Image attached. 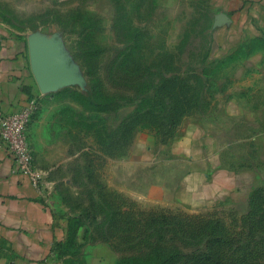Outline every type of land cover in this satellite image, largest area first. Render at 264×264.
Listing matches in <instances>:
<instances>
[{"label": "rangeland", "instance_id": "obj_1", "mask_svg": "<svg viewBox=\"0 0 264 264\" xmlns=\"http://www.w3.org/2000/svg\"><path fill=\"white\" fill-rule=\"evenodd\" d=\"M223 1L0 0V27L58 79L49 88L35 68L49 88L35 167L57 219L53 264H264V195L207 212L147 197L146 146L221 101Z\"/></svg>", "mask_w": 264, "mask_h": 264}, {"label": "crops", "instance_id": "obj_2", "mask_svg": "<svg viewBox=\"0 0 264 264\" xmlns=\"http://www.w3.org/2000/svg\"><path fill=\"white\" fill-rule=\"evenodd\" d=\"M223 6L225 28L234 35L221 41L226 51L211 59L227 62L226 88L217 92L221 101L210 115H187L162 150L146 146L153 154L145 165L148 199L190 212L245 211L264 195V0H224ZM46 86L24 41L0 27V115L42 100ZM37 117L28 133L39 166ZM56 220L40 189L14 170L0 141V264H53Z\"/></svg>", "mask_w": 264, "mask_h": 264}, {"label": "built area", "instance_id": "obj_3", "mask_svg": "<svg viewBox=\"0 0 264 264\" xmlns=\"http://www.w3.org/2000/svg\"><path fill=\"white\" fill-rule=\"evenodd\" d=\"M36 109L30 100L20 110L0 115V141L13 162L14 170L25 174L30 183L40 188L43 173L35 167L28 128Z\"/></svg>", "mask_w": 264, "mask_h": 264}, {"label": "water", "instance_id": "obj_4", "mask_svg": "<svg viewBox=\"0 0 264 264\" xmlns=\"http://www.w3.org/2000/svg\"><path fill=\"white\" fill-rule=\"evenodd\" d=\"M30 51V60L35 68H38L43 73V79L47 83L49 87L58 83V79L56 77V73L46 67V65L40 61V56L35 52L34 49H29Z\"/></svg>", "mask_w": 264, "mask_h": 264}, {"label": "trees", "instance_id": "obj_5", "mask_svg": "<svg viewBox=\"0 0 264 264\" xmlns=\"http://www.w3.org/2000/svg\"><path fill=\"white\" fill-rule=\"evenodd\" d=\"M87 100H88L87 103H89V106H90L91 108H97V110H102L103 107L105 106V102L102 101V100H100L99 97H98L96 94H94V95H89V96L87 97ZM34 115H35V111H34V114L32 115V119H33ZM172 133H173V132H172ZM172 133H171V134H172ZM171 134H170V135H171ZM170 135H169V136H170Z\"/></svg>", "mask_w": 264, "mask_h": 264}]
</instances>
